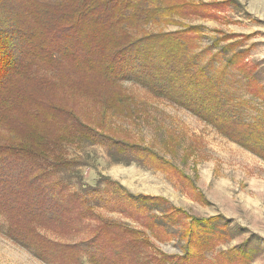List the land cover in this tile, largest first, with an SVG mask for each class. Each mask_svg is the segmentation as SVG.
Listing matches in <instances>:
<instances>
[{
  "label": "trees",
  "instance_id": "16d2710c",
  "mask_svg": "<svg viewBox=\"0 0 264 264\" xmlns=\"http://www.w3.org/2000/svg\"><path fill=\"white\" fill-rule=\"evenodd\" d=\"M208 7L188 0H0V210L9 238L48 262L247 264L255 254L251 242L216 251L227 234L219 217L185 223L188 215L168 200L134 195L106 177V208L138 221L158 240H184L182 254L160 252L145 231L105 218L74 188L72 181L82 179L79 162L67 153L69 145L89 142L127 161L159 159L152 149L84 121L74 108L81 97L101 103L105 113L131 116L133 98L123 82L133 78L264 160V119L247 120L242 102L224 86L227 65L213 64L214 56L204 63L195 51L199 26L175 20ZM150 22L182 27L150 32ZM160 161L157 167L166 164ZM40 228L90 235L63 242Z\"/></svg>",
  "mask_w": 264,
  "mask_h": 264
},
{
  "label": "rangeland",
  "instance_id": "374dc122",
  "mask_svg": "<svg viewBox=\"0 0 264 264\" xmlns=\"http://www.w3.org/2000/svg\"><path fill=\"white\" fill-rule=\"evenodd\" d=\"M188 1L209 7L188 17H176V22L199 26L195 51L204 63L214 56L213 64L227 65L224 86L242 102L240 109L247 120L256 116L264 119V0ZM180 24L150 22L146 30L174 31L182 27ZM123 86L133 98L131 116L120 117L116 111L105 113L101 103L81 97L74 108L84 121L105 128L115 139L152 149L159 161H127L101 144H72L67 153L78 160L76 171L82 178L81 182L72 181L74 188L85 193L105 218L145 231L162 253L182 254L184 240L176 236L158 240L138 221L106 208L102 199L106 196V177L134 195L168 200L174 209L188 215L185 223L192 218L219 217L227 234L216 251H232L251 242L255 254L247 264H264V160L189 110L152 95L133 78L125 80ZM160 160L166 162L164 167L155 165ZM18 191L29 194L25 188ZM96 223L92 221L91 228ZM8 225L7 214L0 210V264H92L85 257L79 261L41 260L8 237ZM176 226L180 232L183 225ZM40 230L63 242L90 235L89 230L73 235H61L48 228Z\"/></svg>",
  "mask_w": 264,
  "mask_h": 264
}]
</instances>
